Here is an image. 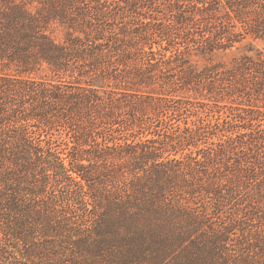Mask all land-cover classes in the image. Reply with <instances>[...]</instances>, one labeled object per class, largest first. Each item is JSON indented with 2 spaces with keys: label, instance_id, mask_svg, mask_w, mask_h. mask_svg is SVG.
Returning <instances> with one entry per match:
<instances>
[{
  "label": "trees",
  "instance_id": "trees-1",
  "mask_svg": "<svg viewBox=\"0 0 264 264\" xmlns=\"http://www.w3.org/2000/svg\"><path fill=\"white\" fill-rule=\"evenodd\" d=\"M0 264H264V0H0Z\"/></svg>",
  "mask_w": 264,
  "mask_h": 264
},
{
  "label": "rangeland",
  "instance_id": "rangeland-1",
  "mask_svg": "<svg viewBox=\"0 0 264 264\" xmlns=\"http://www.w3.org/2000/svg\"><path fill=\"white\" fill-rule=\"evenodd\" d=\"M261 47L262 44L260 42H257L255 46L251 47L250 41H246L230 49L218 50L208 56H204L200 54L194 55L192 57V61L198 65H203L208 61H223L230 63L234 59L242 56L243 54L246 53L255 54L257 48H261Z\"/></svg>",
  "mask_w": 264,
  "mask_h": 264
}]
</instances>
